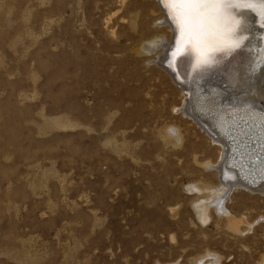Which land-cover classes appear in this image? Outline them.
<instances>
[{
  "label": "rangeland",
  "instance_id": "1",
  "mask_svg": "<svg viewBox=\"0 0 264 264\" xmlns=\"http://www.w3.org/2000/svg\"><path fill=\"white\" fill-rule=\"evenodd\" d=\"M162 16L0 0V264H264V194L220 216L195 189L217 186V149L153 62Z\"/></svg>",
  "mask_w": 264,
  "mask_h": 264
},
{
  "label": "bare ground",
  "instance_id": "2",
  "mask_svg": "<svg viewBox=\"0 0 264 264\" xmlns=\"http://www.w3.org/2000/svg\"><path fill=\"white\" fill-rule=\"evenodd\" d=\"M253 2L255 8L236 10L248 29L244 46L201 75L192 71L194 55H172L178 32L160 0L157 3L163 16L158 21L163 29L168 27L172 40L169 43L165 36L146 44L150 49H158L154 64L160 66L181 93V110L176 111L217 149L216 161L204 164L216 171L217 186L195 189L204 193L205 202L220 216L226 213L225 200L234 191L243 188L264 194V62H261L264 26L259 14L264 0ZM250 65L255 66L254 71ZM169 134L174 140H180L175 127L169 129ZM195 213L200 219L206 210L196 208Z\"/></svg>",
  "mask_w": 264,
  "mask_h": 264
},
{
  "label": "snow or ice",
  "instance_id": "3",
  "mask_svg": "<svg viewBox=\"0 0 264 264\" xmlns=\"http://www.w3.org/2000/svg\"><path fill=\"white\" fill-rule=\"evenodd\" d=\"M160 3L178 32L172 55H194L192 71L196 75L207 72L220 59L244 46L248 29L236 10L256 7L253 0H160ZM259 14L264 26V3ZM249 68L255 70L254 65Z\"/></svg>",
  "mask_w": 264,
  "mask_h": 264
},
{
  "label": "water",
  "instance_id": "4",
  "mask_svg": "<svg viewBox=\"0 0 264 264\" xmlns=\"http://www.w3.org/2000/svg\"><path fill=\"white\" fill-rule=\"evenodd\" d=\"M236 52H237V51H236ZM164 65H165V64H164ZM165 66H166V65H165ZM184 92H185V94H187V93H188L187 91H184ZM251 131H252V130L250 129V130H249V132H251Z\"/></svg>",
  "mask_w": 264,
  "mask_h": 264
}]
</instances>
